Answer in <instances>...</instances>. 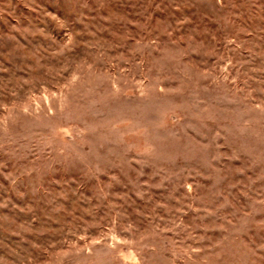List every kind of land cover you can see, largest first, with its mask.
<instances>
[{"label": "rangeland", "instance_id": "rangeland-1", "mask_svg": "<svg viewBox=\"0 0 264 264\" xmlns=\"http://www.w3.org/2000/svg\"><path fill=\"white\" fill-rule=\"evenodd\" d=\"M0 264H264V0H0Z\"/></svg>", "mask_w": 264, "mask_h": 264}]
</instances>
